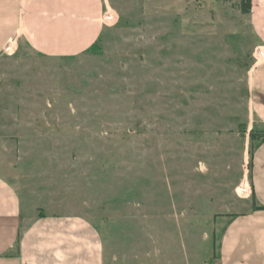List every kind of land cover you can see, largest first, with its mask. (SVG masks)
<instances>
[{
  "label": "rangeland",
  "instance_id": "obj_1",
  "mask_svg": "<svg viewBox=\"0 0 264 264\" xmlns=\"http://www.w3.org/2000/svg\"><path fill=\"white\" fill-rule=\"evenodd\" d=\"M90 49L0 56V177L28 210L72 214L104 264H218L245 202L249 72L239 0H107Z\"/></svg>",
  "mask_w": 264,
  "mask_h": 264
},
{
  "label": "crops",
  "instance_id": "obj_2",
  "mask_svg": "<svg viewBox=\"0 0 264 264\" xmlns=\"http://www.w3.org/2000/svg\"><path fill=\"white\" fill-rule=\"evenodd\" d=\"M107 0H0V56L21 45L56 59L92 47L107 26ZM261 51L249 72V104L264 133V0L247 14ZM256 145V143H255ZM245 202L228 213L218 264H264V142L252 152ZM96 229L72 214L24 207L18 191L0 177V264H104Z\"/></svg>",
  "mask_w": 264,
  "mask_h": 264
},
{
  "label": "trees",
  "instance_id": "obj_3",
  "mask_svg": "<svg viewBox=\"0 0 264 264\" xmlns=\"http://www.w3.org/2000/svg\"><path fill=\"white\" fill-rule=\"evenodd\" d=\"M251 1L252 0H239V11L243 15H247L250 13L251 10ZM251 139L257 140L256 145H251V152L262 142H264V133L257 134L255 131H251L250 133ZM252 155V153H251Z\"/></svg>",
  "mask_w": 264,
  "mask_h": 264
},
{
  "label": "built area",
  "instance_id": "obj_4",
  "mask_svg": "<svg viewBox=\"0 0 264 264\" xmlns=\"http://www.w3.org/2000/svg\"><path fill=\"white\" fill-rule=\"evenodd\" d=\"M111 18H112V17H111L110 15H108L106 19L109 21ZM257 53H258L259 55H261V51H258Z\"/></svg>",
  "mask_w": 264,
  "mask_h": 264
}]
</instances>
